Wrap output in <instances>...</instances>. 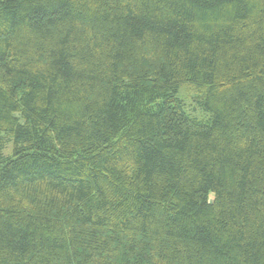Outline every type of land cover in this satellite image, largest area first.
<instances>
[{"label":"trees","instance_id":"trees-1","mask_svg":"<svg viewBox=\"0 0 264 264\" xmlns=\"http://www.w3.org/2000/svg\"><path fill=\"white\" fill-rule=\"evenodd\" d=\"M0 264H264V0H0Z\"/></svg>","mask_w":264,"mask_h":264},{"label":"rangeland","instance_id":"rangeland-1","mask_svg":"<svg viewBox=\"0 0 264 264\" xmlns=\"http://www.w3.org/2000/svg\"><path fill=\"white\" fill-rule=\"evenodd\" d=\"M179 97L184 101L185 106L187 108V112L194 118L199 119L201 121H205L207 118V114L202 110L201 107L196 108L195 100L199 99L201 93L198 91L196 87L193 86H184L179 91ZM5 144V153L9 155L11 153L12 145L9 137H5L3 139Z\"/></svg>","mask_w":264,"mask_h":264}]
</instances>
